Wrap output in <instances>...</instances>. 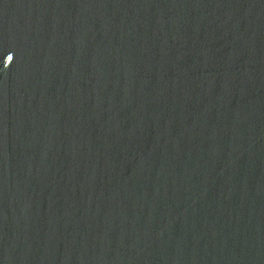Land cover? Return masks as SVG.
<instances>
[{"label":"water","instance_id":"1","mask_svg":"<svg viewBox=\"0 0 264 264\" xmlns=\"http://www.w3.org/2000/svg\"><path fill=\"white\" fill-rule=\"evenodd\" d=\"M0 264H264V0H0Z\"/></svg>","mask_w":264,"mask_h":264}]
</instances>
